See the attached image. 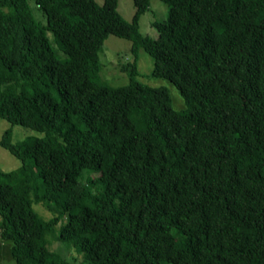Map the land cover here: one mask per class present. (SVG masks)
I'll return each mask as SVG.
<instances>
[{"label":"trees","instance_id":"16d2710c","mask_svg":"<svg viewBox=\"0 0 264 264\" xmlns=\"http://www.w3.org/2000/svg\"><path fill=\"white\" fill-rule=\"evenodd\" d=\"M150 1L127 22L118 0H34L42 23L0 0V119L40 135L0 139L20 162L0 169L14 264H264V0H159L156 38L139 32ZM108 36L131 43L125 86L99 77ZM140 50L183 110L136 81Z\"/></svg>","mask_w":264,"mask_h":264},{"label":"rangeland","instance_id":"374dc122","mask_svg":"<svg viewBox=\"0 0 264 264\" xmlns=\"http://www.w3.org/2000/svg\"><path fill=\"white\" fill-rule=\"evenodd\" d=\"M98 5H102L104 0H94ZM28 6L33 17L37 21L44 23V16L34 4V0H27ZM2 11L7 12L4 8ZM117 11L120 16L127 22L132 20L134 14V6L132 0H118ZM167 6L159 0H151L148 10L139 19V32L150 38H156L157 32L153 27L154 22H163L166 18ZM52 35L48 34V39L52 46ZM131 43L127 40L120 39L114 36H108L103 42L101 49L98 52V61L100 65L99 77L100 79L111 87L125 86L129 83L127 73L124 68L133 61V56L130 52ZM136 67L138 75L136 81L148 85L153 88L163 87L167 90L171 106L175 111H181L185 108L184 101L178 91L167 81L161 79H154L151 77L153 69L152 59L142 50L138 52ZM12 129L11 142L13 144L19 143L27 137H39L40 135L33 130L25 127L13 126L11 127L5 120L0 119V139L3 132ZM20 166V162L12 157L6 150L0 147V169L3 171H12ZM33 209L37 214V218L41 222L51 219L54 214L49 211L41 202H33ZM64 219H61L63 222ZM57 234V233H56ZM48 248L51 251L59 253L63 258L70 259L72 257L80 259L73 249L64 246L60 243L55 234L46 236ZM11 242L0 239V264H14L11 257Z\"/></svg>","mask_w":264,"mask_h":264}]
</instances>
